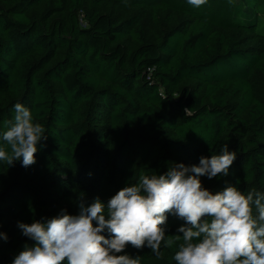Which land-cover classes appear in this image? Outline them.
<instances>
[{
  "label": "trees",
  "instance_id": "trees-1",
  "mask_svg": "<svg viewBox=\"0 0 264 264\" xmlns=\"http://www.w3.org/2000/svg\"><path fill=\"white\" fill-rule=\"evenodd\" d=\"M16 103L47 140L28 168L0 162V264L34 243L19 223L76 215L81 197L106 205L141 172L225 144L229 175L203 186L264 191V0H0V133ZM176 250L121 254L175 264Z\"/></svg>",
  "mask_w": 264,
  "mask_h": 264
},
{
  "label": "clouds",
  "instance_id": "clouds-1",
  "mask_svg": "<svg viewBox=\"0 0 264 264\" xmlns=\"http://www.w3.org/2000/svg\"><path fill=\"white\" fill-rule=\"evenodd\" d=\"M187 2L200 7L207 0ZM13 108V119L0 133V162L11 167L22 161L28 168L47 140L46 129L23 104ZM235 160L236 152L225 144L219 154L201 156L198 165L173 163L160 175L141 172L106 205L99 196L91 203L81 197L76 215L62 209L51 218L19 223L34 243L12 264H141L139 255L121 253L129 245L147 247L160 259L162 244L177 249L175 264H264V191L245 193L229 183L213 193L200 179L228 176ZM169 215L184 221L178 234L166 233ZM0 238L8 239L2 232Z\"/></svg>",
  "mask_w": 264,
  "mask_h": 264
}]
</instances>
